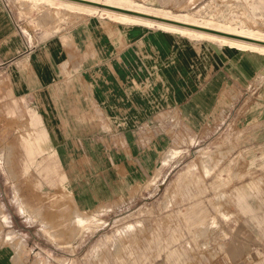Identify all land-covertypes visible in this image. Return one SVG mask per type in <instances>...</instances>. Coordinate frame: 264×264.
Segmentation results:
<instances>
[{"label":"crops","instance_id":"obj_1","mask_svg":"<svg viewBox=\"0 0 264 264\" xmlns=\"http://www.w3.org/2000/svg\"><path fill=\"white\" fill-rule=\"evenodd\" d=\"M229 1L264 31V0ZM62 3L0 0V112L33 120L39 162L58 172L79 212L136 200L171 168L167 156L209 137L213 147L231 143V126L264 137L262 54L236 60L215 42L155 26L60 17ZM5 226L0 264H25Z\"/></svg>","mask_w":264,"mask_h":264},{"label":"rangeland","instance_id":"obj_2","mask_svg":"<svg viewBox=\"0 0 264 264\" xmlns=\"http://www.w3.org/2000/svg\"><path fill=\"white\" fill-rule=\"evenodd\" d=\"M66 1L61 0L66 4L60 6V17L107 15L145 24L84 4L99 9L88 12L73 5L83 3ZM101 1L113 7L142 8L163 19L241 28L244 38L264 34L229 0ZM145 25L215 42L159 24ZM215 43L236 60L241 52L264 56L258 49L234 51ZM34 125L25 113L0 112V229L6 225L10 232L17 260L23 257L25 264H264V148H260L264 137L244 136L242 123L230 127L235 130L231 143L216 138L213 147L209 137L203 147L177 150L166 157L171 168L159 173L155 186L118 208L93 213L79 212L57 183L58 172L53 174L39 162L42 154L30 143L36 140Z\"/></svg>","mask_w":264,"mask_h":264},{"label":"bare ground","instance_id":"obj_3","mask_svg":"<svg viewBox=\"0 0 264 264\" xmlns=\"http://www.w3.org/2000/svg\"><path fill=\"white\" fill-rule=\"evenodd\" d=\"M86 1L93 2V3H96V4H102L104 6L113 7V6H111L109 4V2L103 3V1H101V0H86ZM67 3H72V2H67ZM64 4H66V3H64ZM73 5L78 6V8L87 9L88 12H89V10L90 11H92V10L93 11H98L99 10L97 8H93V7H90V6H87V5L85 6L84 4L80 5V4H76L75 3ZM114 8H119V9H123V10H129L131 12H137V13L145 14V15L148 14L147 16H149V15L151 16L152 15L151 13H148V12H151V11H148V10L143 11L144 9H142V8H140V9L137 8L136 9V7H133V6L128 7V8H126V7L125 8L124 7H114ZM104 9H106L105 11H107L109 14H113V15H115V17L117 16V18H120V19L125 20V21L143 22L145 24L146 23H148V24H159L158 26H160V27H162L164 29L178 31V32H180L182 34H188V35H190L192 37H207V38H210V39L214 40L215 42H219L221 44H224L228 48H232L234 51H238V50H241V49H249V48L250 49H258V50L264 51V45L262 46V44H258V43H255V42H250L249 43V41L245 42V40L241 41V39L231 38V37H227V36H223V35H218V34L210 33V32H207V31H203L201 29L194 30L195 28H193V27L207 29V30H211V31H215L216 30V32H222V33L224 32L225 34H229V35L233 34V36H237V37H241L243 35H246V34H241L242 33L241 32L242 31L241 28H229V29H226V28H222L221 26H215V25L206 24V23H201L203 25H197L195 23H188V22H183V21H180V20L171 19V18H165V17H164L165 19H163L161 17V19H163V20L168 19V20H166V22L163 23L161 21L156 22V20L153 21L152 19L141 17V16L125 14V13H122V12H119V11H115V10H111V9H107V8H104ZM155 16H158V15H153V17H155ZM158 17H160V16H158ZM158 17H156V18H158ZM172 20H174V21H172ZM169 21L173 22V23H170ZM193 21H194V19H193ZM159 22H161V23H159ZM189 24H191V25H189ZM189 26H191V27H189ZM259 35L256 36L255 33H254L253 36L255 38H253V39L247 38V39L258 41V42H264V34L263 35L259 34ZM242 38H244V37H242Z\"/></svg>","mask_w":264,"mask_h":264},{"label":"water","instance_id":"obj_4","mask_svg":"<svg viewBox=\"0 0 264 264\" xmlns=\"http://www.w3.org/2000/svg\"><path fill=\"white\" fill-rule=\"evenodd\" d=\"M67 1L83 3V4H87V5L97 6V7H100V8H107V9L119 11V12H122V13H125V14H131V15H135V16H141V17L149 18V19L156 20V21L166 22V20H163L161 18H156V17H153V16H147L145 14H140V13H137V12H131L129 10H123V9L114 8V7H110V6H104L102 4H96V3L89 2V1H86V0H67ZM170 23H173V22H170ZM189 27H191V26H189ZM193 28L201 29L203 31H207V32H210V33L218 34V35H223V36H227V37H231V38H237V39H241V40H245V41H249V42H255V43L264 45V42H258V41L250 40V39H247V38L237 37V36L225 34V33H222V32H216V31H211V30L197 28V27H193Z\"/></svg>","mask_w":264,"mask_h":264}]
</instances>
